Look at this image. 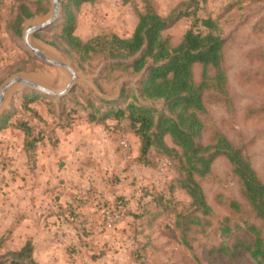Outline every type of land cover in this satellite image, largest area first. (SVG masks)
Masks as SVG:
<instances>
[{
    "label": "rangeland",
    "instance_id": "1",
    "mask_svg": "<svg viewBox=\"0 0 264 264\" xmlns=\"http://www.w3.org/2000/svg\"><path fill=\"white\" fill-rule=\"evenodd\" d=\"M38 0H0V85L23 75L56 92L70 81L63 67L41 61L25 45L24 31L52 15L51 0H40L48 8L23 23L16 36L11 23L21 3L32 9ZM59 13L49 26L31 36L33 45L49 57L63 61L77 73L74 86L62 97H53L29 86L15 85L7 93L0 116L9 114V123L0 128V256L19 249L27 240L33 246L38 264H257L244 250L234 255L210 252L222 240L218 227L224 217L236 224V235L251 241L246 223L264 225L251 210L242 187L225 156H217L208 175L198 178L212 211L203 226H193L182 234L175 226L177 214L190 211V198L176 183V160L152 154L147 164L137 158L138 138L128 132L125 120H89V113L124 106L137 94L141 103L161 108L162 101H143L137 91L143 72L114 71L103 81L104 59L100 56L79 64L57 41L62 18ZM173 23L163 31L171 46L192 28L206 29L197 19L210 17L224 38L223 88L215 85L212 67L208 86L203 91L206 112L201 115L202 144L214 141L216 133L239 147L264 183V0H148ZM144 0H96L83 3L75 11V33L82 39L115 33L129 36ZM202 67H193L194 80L201 79ZM127 84L130 97L118 104L121 86ZM36 94L38 100L25 106L23 98ZM33 109L42 117H34ZM27 120L52 134L38 145L32 158L24 151V133L17 127ZM48 133V132H46ZM71 136V137H70ZM127 137L131 157L125 159L118 140ZM172 145L170 137H164ZM65 141L67 143H65ZM139 147V146H138ZM239 204L235 210L230 203ZM126 207L125 216L112 229L103 224L102 211L114 204Z\"/></svg>",
    "mask_w": 264,
    "mask_h": 264
},
{
    "label": "trees",
    "instance_id": "2",
    "mask_svg": "<svg viewBox=\"0 0 264 264\" xmlns=\"http://www.w3.org/2000/svg\"><path fill=\"white\" fill-rule=\"evenodd\" d=\"M95 1L62 0V18L55 35L57 41L47 43L56 48L62 47L79 64L97 56L102 57L105 62L103 81H112L108 74L114 71L120 72L114 77L115 80H118L121 73L134 75L143 72L137 89L131 91H137L143 101L161 100L162 106L158 109L141 103L137 94L133 93V101L124 106L105 109L100 117L89 113V120L97 123L125 120L128 132H132L139 140L137 158L145 164L149 162L152 154L177 161L179 171L176 183L190 198V211L177 214L175 221V226L183 235L193 226H203V218L212 211L198 178L209 174L213 160L220 155L230 162L251 210L264 225V183L258 177L250 159L220 133H216L211 143L202 144L198 141L204 129L201 115L206 112L203 91L209 85L208 68L212 67L215 71L212 78L217 87L223 88L226 82L222 69L224 38L217 22L210 17L197 19L206 32L189 28L179 43L171 46L168 37L163 36V31L171 26L173 17L161 16L148 0H144V11L138 13L137 23L129 36L121 37L110 33L82 40L75 33V11L81 4ZM36 4L35 9L25 3L17 7L11 23L12 32L16 36L22 35L26 19L48 11V8L41 7L40 0ZM38 31L35 37L38 36ZM195 64L202 67L198 83L194 80ZM127 86L126 83L121 86L118 98L110 103L118 104L119 100L130 97ZM37 100L36 94L29 95L23 98V104L27 106ZM31 112L42 121L39 113L33 109ZM9 116H0V128L8 125ZM17 127L24 133L23 148L29 158H32L36 147L44 142V135L50 137L52 134L43 129L36 131V127L27 120H20ZM166 135L170 137L171 146L164 139ZM230 206L239 210V204L235 201ZM245 228L252 237L251 241L236 235L238 226L231 225L230 219L224 217L218 229L220 235L227 240L212 247L210 252L234 255L241 249L248 252L257 264H264V237L261 227L246 223ZM0 264H38L33 258L32 243L27 240L19 249L4 252L0 256Z\"/></svg>",
    "mask_w": 264,
    "mask_h": 264
},
{
    "label": "water",
    "instance_id": "3",
    "mask_svg": "<svg viewBox=\"0 0 264 264\" xmlns=\"http://www.w3.org/2000/svg\"><path fill=\"white\" fill-rule=\"evenodd\" d=\"M51 2H52V15H51V17L48 18L46 21L38 24V25H34L32 27L27 28L24 31L23 39H24V43H25L26 47L34 55H36L41 61H44V62L49 63L51 65H55V66L65 68L70 73V81L66 84L64 89H62L59 92H56L53 89H50V88L44 86L43 84H41L39 81H37L35 79L29 78V77H26L23 75L13 76L0 85V110L4 107V103L6 101L8 91L15 85L29 86V87H32L34 89H37V90L45 93L46 95L53 96V97H62L64 95H66L71 90V88L74 86L75 80L77 78V73L75 72L73 67L70 66L69 64L63 62V61L55 60V59L49 57L48 55L45 54V52L42 49L33 45V43L31 42V39H30L31 36L35 32L49 26L50 24L53 23V21L56 20L58 13H59V1L58 0H51Z\"/></svg>",
    "mask_w": 264,
    "mask_h": 264
},
{
    "label": "built area",
    "instance_id": "4",
    "mask_svg": "<svg viewBox=\"0 0 264 264\" xmlns=\"http://www.w3.org/2000/svg\"><path fill=\"white\" fill-rule=\"evenodd\" d=\"M118 147L125 159L131 157L132 147L127 137L123 136L118 140ZM126 207L122 203H117L107 207L102 211L103 224L106 229H112L125 216Z\"/></svg>",
    "mask_w": 264,
    "mask_h": 264
},
{
    "label": "crops",
    "instance_id": "5",
    "mask_svg": "<svg viewBox=\"0 0 264 264\" xmlns=\"http://www.w3.org/2000/svg\"><path fill=\"white\" fill-rule=\"evenodd\" d=\"M70 137H71V136H70ZM65 143H67V142L65 141ZM136 146H137V151H138V146H139V142H138V141H137V145H136Z\"/></svg>",
    "mask_w": 264,
    "mask_h": 264
}]
</instances>
